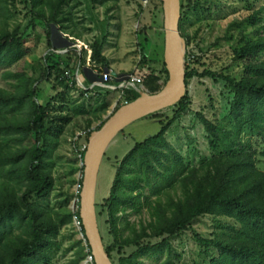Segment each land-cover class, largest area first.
<instances>
[{
    "label": "trees",
    "instance_id": "16d2710c",
    "mask_svg": "<svg viewBox=\"0 0 264 264\" xmlns=\"http://www.w3.org/2000/svg\"><path fill=\"white\" fill-rule=\"evenodd\" d=\"M16 1L0 0V14ZM69 1L29 3L33 28L40 22L46 28L49 47L54 52L68 51L60 58L47 56L46 67L37 78H30L26 71L11 72L30 55L29 30L22 33L21 28L11 30L0 24V74L13 81L10 90L0 87V264H54L61 247V227L69 225L75 216L82 223L86 245L83 240L74 243L78 248L74 262L81 264L92 257L80 213L82 191L70 196L78 200L76 213L68 209L72 198L64 202V214L41 204L56 189L52 156L68 126L80 117L89 124L92 117L100 118L109 109L108 95L112 93L99 87L92 99L95 106L89 108L85 103L91 93L79 88L74 75L77 69L88 87L103 82L111 68L104 55V41L97 40L91 46L92 66L87 67L84 52L66 37L67 23L73 21V10L68 15L63 11ZM201 1L181 0L180 32L187 46L192 42L186 27L188 16L200 9ZM244 1L250 13L245 23L251 25L253 34L240 33L233 58L244 74L235 77L210 68L200 74L186 55V96L176 106L145 118L159 120L160 132L136 143L116 167L109 198L96 205L98 218L107 216L111 242L104 237L103 241L113 264H117V253L121 256L119 264H145L142 258L163 257L161 264H175L181 256L175 255L172 240L204 217L213 219L216 230L207 238L196 235L206 256L203 264H264V25L260 26L264 23V0ZM142 59L146 60L145 54ZM161 75L164 79L156 74L145 79L149 95L160 93L167 85L165 63ZM197 77L225 83L232 101L223 119L210 120L204 112L197 114L212 156L205 157L199 166H189L167 135L191 111L188 88ZM44 82L52 86L48 102L39 88ZM111 85L118 87L121 81L114 78ZM72 88L82 92L84 102L72 100ZM140 97L137 90L124 89V103L114 114ZM107 121L94 130L86 128L82 164L92 133ZM253 136L263 142L256 145ZM80 171L83 175L84 166ZM78 184L82 188L83 178ZM128 249H134L131 256L125 255Z\"/></svg>",
    "mask_w": 264,
    "mask_h": 264
},
{
    "label": "rangeland",
    "instance_id": "374dc122",
    "mask_svg": "<svg viewBox=\"0 0 264 264\" xmlns=\"http://www.w3.org/2000/svg\"><path fill=\"white\" fill-rule=\"evenodd\" d=\"M31 0H17L15 6H9V11L0 14V24L8 29L21 28L27 35L30 55L25 63L11 69L12 73L26 71L30 78H37L46 67V57L54 54L57 58L65 56L68 51L51 49L48 45L47 32L44 25L37 22L33 28L31 13ZM244 0H202L200 9L189 13L187 30L192 42L186 44V55L191 57V65L200 74L207 69L217 73H226L235 77L244 74V70L234 61V51L238 47L240 33L253 34L251 25L245 20L249 16ZM73 10V21L67 23L66 37L76 45L74 48L83 51L86 66H92L91 46L98 40L104 41V55L110 62L111 72L138 75L147 80L151 74L161 75L165 51L164 9L158 0H70L64 7V14ZM261 23L260 26H263ZM63 38V37H62ZM143 54L146 60L142 59ZM67 56V55H66ZM164 61V62H162ZM74 74V72H73ZM76 81L79 77L84 85V79L77 69ZM55 75L52 77L55 80ZM37 80V79H34ZM52 80V81H53ZM13 81L6 80L0 74V87L10 90L9 84ZM72 86V84H70ZM140 88L142 93H148ZM39 88L45 102L52 97L51 84L41 83ZM82 89V87L79 86ZM90 89V86L86 87ZM191 96V111L184 115L179 123L175 124L167 138L186 158L189 166H199L205 157L212 156L207 133L204 125L198 118L199 112H204L210 120L223 119L227 114L232 101L230 91L223 82L216 83L209 78H195L189 88ZM108 95V111L102 113L100 118L92 117L91 124L85 118H77L72 122L65 135L62 137L58 151L52 156L54 162L53 172L56 177V189L51 197L41 202L56 213L64 214V202L69 200L68 209L76 211L77 199L72 196L78 193L79 181L82 179L80 153L84 151L86 142V128L92 130L101 125L103 120H108L119 105L124 103L123 92L120 89L111 91ZM87 101L82 99V92L71 89L73 101L84 102L91 108L95 106L92 100L97 96V90L90 92ZM105 94V93H104ZM44 102V103H45ZM91 125V126H89ZM89 126V127H88ZM161 130L159 120L140 119L129 125L110 145L102 162L98 177L97 203H103L111 194L112 185L116 176V167L133 150L136 143L144 142L157 135ZM256 145L263 142L259 136L251 137ZM78 205V204H77ZM98 215V214H97ZM135 221L136 218L132 217ZM102 237L106 242H111L107 216L98 218ZM211 217L197 220L192 229L172 240L175 255L181 256L175 264H203L206 256L203 248L197 242L196 235L205 238L215 232ZM79 226L75 218L69 225L61 227V245L54 264H76L77 250L74 243L82 240ZM157 242H154L156 244ZM84 244L86 245L85 241ZM134 249L125 251L126 256H131ZM115 261L119 264L121 256L115 254ZM162 259H143L145 264H161ZM81 264H93L89 258Z\"/></svg>",
    "mask_w": 264,
    "mask_h": 264
},
{
    "label": "water",
    "instance_id": "95a60500",
    "mask_svg": "<svg viewBox=\"0 0 264 264\" xmlns=\"http://www.w3.org/2000/svg\"><path fill=\"white\" fill-rule=\"evenodd\" d=\"M162 2L165 16L164 61L169 72V81L156 95L140 92L141 97L137 101L122 106L99 131L92 133L82 164L84 174L80 213L91 247L90 259L94 264H113L105 250L96 208L98 177L108 148L129 125L176 106L187 93L186 44L180 32L181 0H162ZM111 74L115 79L118 78L116 72Z\"/></svg>",
    "mask_w": 264,
    "mask_h": 264
},
{
    "label": "built area",
    "instance_id": "2783aa9c",
    "mask_svg": "<svg viewBox=\"0 0 264 264\" xmlns=\"http://www.w3.org/2000/svg\"><path fill=\"white\" fill-rule=\"evenodd\" d=\"M138 74L139 73H136L133 75H121L120 77L117 78L118 80L121 81V85L118 87L111 85V82L114 80V77L112 76L111 73H106L103 76V82L90 85V89H87L85 86H83V83L80 81L79 77L77 78V83L86 92H95L97 90V88L101 87V88H104V89H107L110 91H115L117 89H120V90H122V92L124 89L133 88L140 93V92H142L140 88H144L143 85H144L145 78L140 77ZM81 191H82V188H81V186H79L78 193H76V194L78 195ZM77 209H78V206L76 208V211L74 210L73 212L76 213ZM74 218L77 221V224L79 226V230H80L81 236L83 238L82 240L85 241V238L83 235V230H82V223L77 216H75Z\"/></svg>",
    "mask_w": 264,
    "mask_h": 264
},
{
    "label": "crops",
    "instance_id": "0c3cea01",
    "mask_svg": "<svg viewBox=\"0 0 264 264\" xmlns=\"http://www.w3.org/2000/svg\"><path fill=\"white\" fill-rule=\"evenodd\" d=\"M120 72H121V69H120ZM120 72H118L117 74H118V76H119V74H122V73H120ZM124 75V74H123Z\"/></svg>",
    "mask_w": 264,
    "mask_h": 264
}]
</instances>
